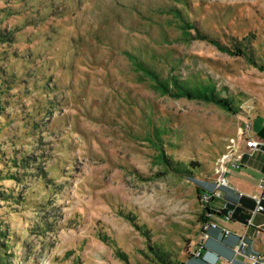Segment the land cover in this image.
Listing matches in <instances>:
<instances>
[{
  "label": "rangeland",
  "instance_id": "1",
  "mask_svg": "<svg viewBox=\"0 0 264 264\" xmlns=\"http://www.w3.org/2000/svg\"><path fill=\"white\" fill-rule=\"evenodd\" d=\"M246 118L264 0H0V264H193L196 187Z\"/></svg>",
  "mask_w": 264,
  "mask_h": 264
},
{
  "label": "crops",
  "instance_id": "2",
  "mask_svg": "<svg viewBox=\"0 0 264 264\" xmlns=\"http://www.w3.org/2000/svg\"><path fill=\"white\" fill-rule=\"evenodd\" d=\"M250 117L252 119V116ZM256 122H258L256 118L251 121L250 135L254 140L264 144V125H257ZM227 178L232 189H219L216 192L219 196L206 204L209 209L207 220L214 219L216 227L206 230L201 227L202 234L197 245H203L201 251L203 260L215 264H248L246 258L234 254V247L241 238H244L252 250L264 254V214H250L255 204L249 198L254 194L261 195L260 187L261 185L264 187V147L245 152L238 167L230 168ZM214 187L213 184L212 189L208 191L209 194ZM236 192L244 195L238 197ZM219 210L224 214L227 211L231 212L230 220L225 221L223 217L218 216L215 212ZM191 260L193 264H198L193 255Z\"/></svg>",
  "mask_w": 264,
  "mask_h": 264
},
{
  "label": "built area",
  "instance_id": "3",
  "mask_svg": "<svg viewBox=\"0 0 264 264\" xmlns=\"http://www.w3.org/2000/svg\"><path fill=\"white\" fill-rule=\"evenodd\" d=\"M251 131V121L246 118L243 123L239 126L236 131V134L233 138L228 140V143L225 146L224 153L218 158L216 164L214 166V189L209 194L206 192L203 196V203L207 204L209 201L219 195L216 193L221 188H228L230 187L227 175L229 173L230 168H237L242 155L245 152H252L261 149L264 147V144L260 141L254 140L250 132ZM246 150V151H243ZM262 182V181H261ZM262 189L261 195H251L249 198L254 202L255 206L250 211L251 215L261 213L264 214V187L261 185ZM216 190V191H215ZM238 197H242L244 194L241 192H236ZM218 216L225 221H229L231 218V212L227 211V213H222L221 210L215 212ZM214 215V214H213ZM215 220H206L205 223H202V229L206 230L210 227L215 228ZM208 236H205L207 238ZM203 249V245H197V248L193 252V256L200 257L202 255L201 251ZM234 254L236 256L244 257L247 259L248 264H264V254L258 253L250 248L249 243L244 239L241 238L238 244L234 247ZM205 264H215L214 262H206Z\"/></svg>",
  "mask_w": 264,
  "mask_h": 264
},
{
  "label": "trees",
  "instance_id": "4",
  "mask_svg": "<svg viewBox=\"0 0 264 264\" xmlns=\"http://www.w3.org/2000/svg\"><path fill=\"white\" fill-rule=\"evenodd\" d=\"M199 38L197 39H201L199 35H197ZM204 39V38H203ZM237 52H232L234 55L237 54V55H241V56H245L244 55V52H242L240 49L236 48L235 49ZM142 71L148 76L151 77V74L145 70L144 68H142ZM154 81L156 82L157 86L156 88L158 90L161 91L162 94H166L168 93V85L167 83H161L157 80V78L153 77ZM152 79V80H153ZM171 83H172V80H171ZM173 87L179 91V95L180 96H183L185 98H188V99H196V100H202V101H207V102H213V103H216L217 105L223 107L224 110H227L228 112H231L233 110V105L231 103V100L229 99H215L211 96V94H208L207 93V90H209V88H204V89H201V90H196V89H188L186 88L185 86H183L181 84V82H175L174 83V80H173V83H172ZM210 97V98H209ZM159 160H163V161H166V163L173 168L172 166V162L169 160V158H166V156H164V154H161L160 157H159ZM181 165V164H180ZM182 166V165H181ZM185 167V166H182V168ZM174 170L179 174V175H184V173H189L188 170L186 168H183V170H180L179 168H174ZM209 189L211 190L212 187L210 186ZM196 192L199 196V198H202V196L208 192L206 191V189H202L201 187V184L200 186L197 185L196 187ZM209 209L207 206L204 207V210L200 216V221L202 223L206 222L207 220V213H208ZM152 251V254H154L155 258L160 260L161 262H164L165 260L163 259V253L161 252V250H159V248H152L151 249ZM195 257V256H194ZM196 260L198 262V264H204V261H203V258L202 257H196ZM166 264H169V262H166Z\"/></svg>",
  "mask_w": 264,
  "mask_h": 264
}]
</instances>
